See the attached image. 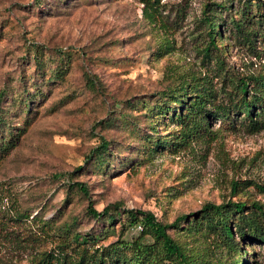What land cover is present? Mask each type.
Segmentation results:
<instances>
[{
  "label": "rangeland",
  "instance_id": "rangeland-1",
  "mask_svg": "<svg viewBox=\"0 0 264 264\" xmlns=\"http://www.w3.org/2000/svg\"><path fill=\"white\" fill-rule=\"evenodd\" d=\"M220 1L227 9L220 12L222 62L215 65V49L210 58L201 55L207 36L199 18L204 5ZM159 2L166 27L143 17L140 0H0V137L14 142L0 151V264H30L73 233L95 234L102 221L86 213L88 198L98 210L114 202L148 209L161 222L205 202H264L254 185H264V125L248 131L238 115L209 116L208 131L177 144L180 128L158 116V136L166 133L170 148L149 153L144 109L122 103L147 98L152 106L163 98L157 96L167 77L179 73L207 78L217 100L225 97V75L264 70V25L254 55L228 21L229 14L240 18L243 0ZM166 38L174 47L159 55ZM101 138L106 147L98 163L91 150ZM76 180L88 197L72 186ZM63 226L68 230L61 232ZM114 228L89 241L106 244L118 235L116 218ZM174 229L167 231L205 257L225 258L224 248L201 234ZM234 240L245 264H264V241Z\"/></svg>",
  "mask_w": 264,
  "mask_h": 264
},
{
  "label": "trees",
  "instance_id": "trees-1",
  "mask_svg": "<svg viewBox=\"0 0 264 264\" xmlns=\"http://www.w3.org/2000/svg\"><path fill=\"white\" fill-rule=\"evenodd\" d=\"M140 1L143 17L153 25L166 27L159 11L162 4L159 2L160 0ZM262 3L264 0L262 2L260 0H243L240 18L236 19L232 14H229L228 19L234 37L246 44L254 55L260 53L254 52L252 45L261 34L260 24L264 25V8L260 9ZM211 4L214 5L209 7L204 5L199 18L202 30L207 36V42L201 48V55L210 58V49H215L212 59L217 65L222 62L218 54V47L221 44H217L216 40L221 36L219 18L221 9H227V3L220 1L211 2ZM250 5L255 6L254 12L251 11L252 6ZM173 47L170 40L166 38L162 44L158 45L157 50H161L159 54L161 55ZM33 50L35 51L36 47H33ZM225 77H229L227 82L229 89L222 88V96L225 97H220L218 100V90L209 84L207 78L184 73L176 74L171 79L167 77L169 81L161 89V94L157 96V98L162 96L163 98L160 101H153L152 106H149L150 100L147 98H137L133 101L123 100L122 103L124 102L129 107L137 110L139 107L144 109L142 114L145 115L148 122L146 134L142 139L148 142L149 153L170 148L166 133L158 136L160 135L157 133L158 128L162 125L157 121L158 116L166 117L180 128L177 144L185 143L194 136H199L203 129L208 131L205 124L209 116L228 118L230 114L238 115V121L243 122L248 131H256L263 127L264 70L249 72L235 79L229 75H225ZM17 100L19 101V98ZM240 113L242 115H239ZM3 116L5 114L0 109V123L3 122ZM22 129L20 128L19 131ZM13 143L12 141L8 143L4 137H0V151L4 153ZM105 147L106 140L101 138L99 144L91 150L93 154H96L95 157H98V163H102L104 160L100 153ZM71 184L85 197H88L85 183L76 180ZM254 185L264 193V185ZM231 187L233 190L234 181ZM85 211L88 216L102 221L99 231L90 237L86 234L73 233L69 235V238L63 240L64 242H61V247L55 252L43 251L30 264H245L234 236L241 240L264 241V202L258 200H250L248 203L245 200L205 202L198 210L178 214L170 222H161L148 209H121L116 202L98 210L92 206L89 198ZM119 214H123V219L117 218ZM190 215L191 217L187 218ZM115 218L119 221L118 235L115 239L106 244L97 245L89 241L90 239L98 240L101 234L113 233ZM183 219L186 221V225L181 229L179 221ZM132 226H139L137 234L128 238L122 237L121 234L125 229ZM63 227L61 232L69 228L68 226ZM170 227L184 233L201 234L213 246L223 247L225 258L210 259L205 257L204 253H200L193 246H187L178 237L170 235L167 231Z\"/></svg>",
  "mask_w": 264,
  "mask_h": 264
},
{
  "label": "built area",
  "instance_id": "built-area-1",
  "mask_svg": "<svg viewBox=\"0 0 264 264\" xmlns=\"http://www.w3.org/2000/svg\"><path fill=\"white\" fill-rule=\"evenodd\" d=\"M139 227V226H138Z\"/></svg>",
  "mask_w": 264,
  "mask_h": 264
}]
</instances>
